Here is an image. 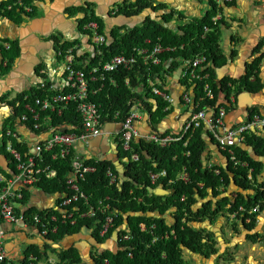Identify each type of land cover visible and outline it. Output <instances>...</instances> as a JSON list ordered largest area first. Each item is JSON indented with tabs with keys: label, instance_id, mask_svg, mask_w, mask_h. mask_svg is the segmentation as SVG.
Returning <instances> with one entry per match:
<instances>
[{
	"label": "trees",
	"instance_id": "trees-1",
	"mask_svg": "<svg viewBox=\"0 0 264 264\" xmlns=\"http://www.w3.org/2000/svg\"><path fill=\"white\" fill-rule=\"evenodd\" d=\"M37 1L40 0H11L2 3L1 7L11 5L7 17L16 16L21 18L22 15L30 16V13L24 11V7L31 6ZM137 4V9L132 10L129 14L138 15L147 8L157 9L152 6L151 0H137ZM208 4L209 10L201 19L179 26L176 31L150 19L133 28H115L110 33L111 41L102 45L100 56L95 54L90 59V64L85 67L76 65V67L87 71L92 65H96L98 62L105 63L115 55L128 56L133 54L137 56L136 50H151L155 46H160L163 49L159 55V65H145L138 56L137 62L132 67H120L113 72L105 73L102 88L95 95H90L89 98L97 104L99 112L106 123L122 122L134 103L138 104V108L143 107L147 110L152 124H156L167 116L171 109L169 108L166 111L167 104L160 97L153 95L148 80L153 81L156 87L159 88V72L164 70L168 61H170V66L167 70L174 71L185 64L188 65L196 56L206 58V63L198 70V74L202 79H193L190 82L195 87V98L200 97V100H196L199 103L194 111L211 108L213 114L217 115L218 108H225L224 105L217 106L219 94H223L229 102L232 93L238 94L244 91L256 93L262 89L258 72L259 63L264 59V54L247 66L246 73L241 78L236 80L224 77L216 82L215 69L226 63V58L219 44L224 23L222 20L215 23L212 21L217 13L216 2L208 0ZM162 7L160 5L158 9ZM83 10L84 8L72 9L71 14L84 13ZM170 18L172 16L166 19ZM89 22H96L98 33H104L102 19L97 17L92 10L90 12L85 11L84 17L77 20L80 29ZM204 27L208 29L206 33H204ZM263 44V41H260L258 49ZM72 46H74L73 43L72 45L70 43L64 44L59 49L61 57H64L66 50ZM17 53V44L15 42L10 43V49L5 54L8 57L7 67L10 66L9 64ZM126 80L128 83H126ZM186 80L187 78L184 79V81ZM110 81H114L116 87L111 86ZM205 83L209 85L213 93L212 100L204 96L203 85ZM98 85V82L94 83L95 87ZM140 88L144 91L145 97L138 91ZM54 93L33 89L27 94L26 103L39 112V118H51L54 125L65 123L78 127L80 116L76 112L74 103L64 107L59 106L60 113L57 110L39 111V108L35 106L36 99H44ZM147 99H153L156 102L155 109ZM19 101L21 108L15 109V114L24 111L27 118H32V115L23 107L22 98H19ZM255 114H258V111L253 109L250 117ZM241 144L250 146L256 151L260 148L257 151L258 155L264 153V139L250 132L244 133ZM14 145L20 152L25 150L24 146L22 147L18 143H14ZM204 147L201 127L190 134L186 146H183V141L175 142L169 147H160V145L147 140H134L131 143L132 152L137 153L139 159L137 162L123 163V176L126 179L125 181H122V179L121 181L117 180V183L120 181L118 185L117 183L114 185L108 184V178L105 175L106 169L111 168L118 174L109 162L89 161L95 167V171L86 174L78 185L80 191L89 198L88 204H85L83 199L73 203L72 206L79 208V211L74 213V224H71L70 220L63 223H60L61 221L57 222L55 224L57 227L56 232H49L48 239L57 242L65 235L75 233L82 226H92L94 227V238L99 243H103L112 236L113 232H117L119 250L115 254L111 252L100 254L97 257L99 264H187L182 258V252L185 249L204 258L215 255L218 249L214 235L203 228L195 227L194 223L200 224L206 220L213 223L219 217L234 215V218L242 220V224L246 229H252L257 223L259 214L264 211V178L263 182H257L261 164L250 158L248 153L238 144L232 148L235 160L238 162L237 165H234L229 160V154L223 151L228 160L225 170H221L219 175H215L212 170H204L201 163ZM186 152H189L188 156L185 155ZM44 155L46 160L51 162V167L56 170V177L53 179L40 178L33 186L40 187L50 194L69 195L71 192L68 189L66 180L68 173L71 171L72 155L69 154L55 161H50L51 154L46 153ZM123 155L130 158L129 153H123ZM154 162L158 164L155 168L153 166ZM183 168L187 171L189 178L186 183L175 180L176 174ZM155 169H166L167 178H161L160 180L162 186L172 191V195L163 197H150L148 195L147 188L150 187L148 172H154ZM228 173L233 176L235 185L242 190H252V196L244 197L241 194H236L232 201L224 197L217 202L216 206H213L209 201L204 203L201 208L193 211L192 206L196 202L194 198L196 194L204 199L207 196L206 189L212 190L213 197L220 194L218 192L219 187H222L223 192L226 191L230 181ZM167 179H174V183L168 185ZM198 183L203 184L201 189L197 186ZM22 192L25 202L28 197L25 189ZM182 195L184 196L183 201L181 200ZM99 201H101L100 204ZM106 204L109 205V209L102 212L101 207ZM228 204L230 207L225 208ZM89 207L94 209L95 215L91 218L80 216V213H86ZM240 207L242 208L241 211L239 210ZM256 207L257 210L253 211ZM68 209L70 210L71 207H68ZM171 209L175 210L173 214L175 220L173 225L169 226L162 216ZM109 211L114 214L113 223L101 235ZM29 212L33 213L36 210L30 208ZM129 213L139 215L128 217L127 228L124 229V216ZM148 213L152 215L156 213L158 217L147 216ZM246 219H249L248 223L245 222ZM140 225L144 226V231L141 230ZM235 226L236 223L231 224L232 228H235ZM124 235L128 236L127 240H122ZM153 239L156 240L153 242ZM30 255L33 259L30 258ZM44 257L36 247H28L21 264H39L44 259V264H78L80 262L79 255L73 250L59 253L54 263L48 262L46 252ZM222 257L224 261H229L226 253Z\"/></svg>",
	"mask_w": 264,
	"mask_h": 264
},
{
	"label": "crops",
	"instance_id": "crops-1",
	"mask_svg": "<svg viewBox=\"0 0 264 264\" xmlns=\"http://www.w3.org/2000/svg\"><path fill=\"white\" fill-rule=\"evenodd\" d=\"M8 1L11 0H0V136L2 137L0 143V176L3 179L1 183H4V186L12 178L14 170V166L11 164V154L7 151L9 143L16 148L14 143L21 144V140H26L29 143V140L35 141L38 138V135L33 136L29 134L24 129V125L20 123L19 118L24 115V111L15 114V109L21 108L19 98H22V105L26 108L29 105L26 103L27 94L33 89H38L42 80L47 79L53 82L56 90L62 89L63 85H65L66 76L63 72L65 59L61 57L59 49L66 43H70L71 45L73 43L75 48L73 53L74 67L82 69L76 67V65L85 67L90 64V61L88 64H85L84 61L91 59L95 54L97 55L96 45L93 42L96 33L104 36L106 42H108V35L115 28H129L127 25L131 24V22L133 23L132 27L138 26L146 17H150L151 21L163 23L162 17L164 14V11H152L150 8H147L140 15L136 16V20L133 21L131 20L133 18L132 16L114 13L115 8H120L122 4L130 0H40L34 2L31 6L24 7V11L25 8L30 10L29 12L25 11L30 13V16L22 15L21 18H17L16 16L7 17V12L11 9L6 11L5 6L1 7L2 3ZM152 1L154 5H163L165 6V11H173L174 15H177L169 23V26L172 25L174 29L201 19L209 10L208 0ZM77 8H84L82 11L84 13L80 12L72 15L71 10ZM91 10L97 17L102 19L104 25L103 34L98 33V25L96 22H89L83 25V29L86 27L89 28L83 30L82 34L75 31V27L78 26L77 20L84 17L85 11L90 12ZM218 11L215 16L219 14L224 23L219 44L226 58V63L215 69V79L216 82H219L224 77L237 80L246 73L249 64H252L256 58L264 54V44L258 49L260 41L264 43V0H232L231 2H223L220 4ZM91 25L97 26L96 31L90 27ZM13 42L18 46V53L9 64L10 66L7 67L8 57L5 54L9 50L5 51L3 44L8 43L10 49V43ZM139 50H136V52L138 53ZM169 66L170 61L167 62L164 70L159 72V88H157L166 92L171 98L172 102L169 105L167 104L168 107L166 109L167 111L170 108V113L156 124H152L147 110L143 109V107L138 108L135 106L138 113V119L134 122V128L138 132L136 141L147 140V137L153 134L178 136L183 124L193 111L195 87L190 84L191 80L184 81L180 76L181 67L170 71L167 70ZM258 78L262 84V89L256 93L246 91L238 94L232 93L229 102L223 94H219L217 106L224 105L225 107L226 112L223 122L226 128L244 125L253 116L264 118V59L259 63ZM138 91L144 97L146 96L141 88ZM184 94L190 96V102L184 101ZM147 101L155 109L156 102L153 99H147ZM253 109L257 110L258 114L250 117ZM206 114L207 118H211L210 111H207ZM68 126L70 125H67L66 129H71ZM120 128L119 123H107L103 127L102 136L91 138L87 143H78L75 145L74 150L78 152L79 156H84L83 158L91 162H95L96 160L109 162L118 173L119 169L123 170V163L125 162L123 160L124 155L117 146V134ZM8 130L17 133V139L11 138L12 136L8 137L6 134ZM218 132H221V130H218ZM249 132L264 139V127L262 126L256 125L254 128H250ZM201 134L205 143L201 158L202 167L204 170H213L215 175H219L221 170H225L227 167L228 160L223 150L218 147L213 133L206 125L201 127ZM171 145L173 143L160 147H169ZM238 145L248 153L250 158L261 164L257 182H263L264 153L258 155L257 151L260 148L256 151L250 146L248 147L241 143H238ZM156 162L153 163L154 168L158 166ZM155 170L154 172L166 171V169ZM215 171H218V173H215ZM182 172L187 174V171L183 168L176 174L175 180ZM228 176L230 180L229 187L225 192L222 191V187H219L218 192L220 194L218 193V196L213 197L211 189L205 190L207 196L204 199H201L196 194L194 196L196 202L192 206L193 211L201 208L204 203L209 201L213 206H216L217 202L224 197L232 201L236 194H241L244 197L252 196V190H242L235 185L233 176L229 173ZM160 179L154 184L149 181L150 187L147 188V192L150 197H163L173 194L172 191L162 186ZM198 184V187L201 189L203 184ZM17 187L22 190L25 189L28 197L25 203L29 209L33 208L36 211L54 215L60 212L55 206L59 198L58 194L47 193L42 188L36 186L22 187L20 184H16L15 188ZM229 207L228 204L225 208ZM254 209L257 210V207ZM174 212L175 210L171 209L162 216L169 226L174 223ZM138 215L126 214L124 216L123 228H127L126 219L128 217ZM147 216L157 217L158 215L156 213L153 215L148 213ZM232 217L233 215H228V217L217 218L213 223L206 220L200 224H193L197 228H203L211 232L217 241L216 247L218 249V252L215 254L216 256L214 257L212 255L209 258L201 257L185 249L186 252L191 254L194 264H222L224 260L222 256L226 252H235V248H231L233 251L229 248L230 246H234L236 241L235 237H232L231 242L224 238V234H234V230L231 231V229L228 233H226V230L224 232V224H227L226 220H229L231 224L234 222L235 218ZM93 228L92 226H82L75 233L65 235L61 240L55 242L41 237L37 233L38 227L31 223L24 224V222L20 221L6 223L0 221V243L6 255L5 263L21 264L28 247H36L43 254V257L45 252L46 254L50 252L51 256L56 257L61 252L73 250L79 255L80 262L78 264H97V257L100 254L104 252L115 254L119 248L117 241L112 236L103 243H99L93 236ZM254 229L257 232L264 231V211L259 214ZM256 246L259 247L257 249V255H253L251 250H254ZM25 248L26 250L23 253ZM241 250H239V253H233L232 256L234 258H228L229 261L225 263L242 264L241 260H243L244 253ZM245 253V260L255 261L258 257L263 258L264 243L250 246ZM44 261H41L39 264H44ZM55 261L48 257V262L54 263ZM246 263L249 264L248 261Z\"/></svg>",
	"mask_w": 264,
	"mask_h": 264
},
{
	"label": "built area",
	"instance_id": "built-area-1",
	"mask_svg": "<svg viewBox=\"0 0 264 264\" xmlns=\"http://www.w3.org/2000/svg\"><path fill=\"white\" fill-rule=\"evenodd\" d=\"M232 0H217L218 7L223 2H231ZM21 5L20 2H18ZM6 10H10L11 6H5ZM25 11L29 12L28 8ZM220 15L214 16L212 21L215 23L220 20ZM96 31L97 26H90ZM86 27L83 30L88 29ZM208 29L204 28V33ZM93 42L96 45L97 55H101V47L106 43V38L100 36L97 33L93 38ZM4 50H9V44H3ZM75 51L74 46L69 47L64 55V68L63 72L65 74V85L62 89L56 90L53 86V82L50 80H42L39 84L38 89L46 90L47 92H55L52 95L46 96L44 99H36L35 106L39 108V111H53L57 110L60 113L59 106H66L70 103L75 104L76 112L80 116L79 126L75 127L72 124L61 123L59 125H54L51 118H39V112L36 111L31 106H27L25 109L32 115V118H27L26 115H22L19 118L20 123L24 125V129L33 136L38 138L35 141L21 140L22 146H24V151L20 152L17 148H14L11 143L7 146V151L11 154V164L14 166V172L12 178L7 181V185L1 183L3 180L0 176V221L6 223H16L24 222L31 223L38 227L37 233L41 237L48 238V233H55L57 227L55 224L59 221L60 223L70 220L71 224H74L75 218L74 213L79 211V208L72 206L73 203L77 202L79 199H83L85 204H88V197L80 191L79 183L82 181L86 174L95 171L93 164H90L88 159L79 156L76 152L75 145L78 143H87L91 138L100 137L103 135V127L107 124L104 118L101 116L98 106L96 103L92 102L89 98L90 95H95L98 90L103 86L102 82L105 81V73L113 72L120 67L130 68L137 62L140 58L143 60L145 65H159L160 59L159 55L163 51L160 46H155L151 50H139L136 52L137 56L131 55H115L110 58L109 61L105 63L98 62L95 66L90 67L87 71L84 69H77L73 64V53ZM61 54V53H60ZM206 63V58L204 56H196L190 63L185 64L181 67V77L187 80L198 79L201 80L202 77L198 74L199 68L203 67ZM98 82L97 87L94 83ZM149 87L153 95L160 97L166 104H171L172 100L166 92L159 90L151 80H148ZM126 83L128 81L126 80ZM110 85L116 87L114 81H110ZM204 96L209 100L213 99V93L207 83L203 85ZM200 97L195 98L193 101V111L189 115V118L183 124L181 131L178 136H161L159 134H153L147 137V141L155 143L160 146H166L175 142L183 141V146L187 145L189 136L194 130L206 125L209 130L213 133V137L218 145V147L226 151L229 154V160L237 165L238 162L235 160V154L233 153V147L243 140L244 133L249 132L250 128H254L256 125L264 127V118L259 116H253L246 124L231 128H226L224 126L223 118L225 116V108L220 107L217 110V115L213 114L211 108H206L198 111H194L195 107L198 105ZM190 96L184 94V101L190 102ZM138 104L134 103L130 109L128 115L119 123L120 131L117 134V146H120L122 153H129L130 158H125V162H137L139 157L137 153L132 152L131 143L138 138V132L134 128V122L138 119V113L136 107ZM167 109V108H166ZM211 112V118H207L206 112ZM67 125H70L71 129L67 130ZM221 130V132H218ZM7 136L17 139V133H13L10 130L7 131ZM6 148V146L4 145ZM49 153L50 161L62 159L69 154L72 155L70 168L71 171L68 173L66 184L69 191L68 194H58L59 198L55 204L56 209L60 211L58 215L45 214L42 211L29 212L28 205L23 200L22 189L18 187L15 188L16 184H20L22 187L33 186L40 178L53 179L56 177V170L51 167V162L46 160L44 154ZM186 156L189 152L185 153ZM97 162V160L95 161ZM124 162V164H125ZM213 171V170H212ZM218 173V171H215ZM105 175L108 178V184L114 185L117 180L121 181L119 174H116L111 168H107ZM149 181L154 184L160 178H167L166 171L161 172H148ZM176 180H180L184 183L187 182V174L185 172L180 173ZM120 181L117 183L120 184ZM168 185L173 184L174 180L169 179L167 181ZM199 184H197L198 186ZM107 199V198H106ZM181 200H184V196H181ZM15 203L16 206H13ZM101 201H99V204ZM68 207H71L69 210ZM109 209V205H103L101 207L102 212H106ZM241 211L242 208L240 207ZM253 211H256L253 209ZM28 212V213H27ZM95 211L93 208L89 207L86 213H80V216L93 217ZM234 216V215H233ZM114 214L109 211L107 217L105 218V224H103V229L101 230V235H103L113 223ZM142 231H144V226L140 225ZM153 229V227H151ZM128 236L124 235L122 240H127ZM156 239H153V242ZM32 258V256L30 257ZM33 259V258H32ZM6 255L3 251L2 244L0 243V263L5 262Z\"/></svg>",
	"mask_w": 264,
	"mask_h": 264
},
{
	"label": "flooded vegetation",
	"instance_id": "flooded-vegetation-1",
	"mask_svg": "<svg viewBox=\"0 0 264 264\" xmlns=\"http://www.w3.org/2000/svg\"><path fill=\"white\" fill-rule=\"evenodd\" d=\"M152 1V0H151ZM152 6L154 7V8H157V9H155V10H153V9H151L152 11H164V14H163V17H162V19H163V23L162 22H157V21H155L156 23H158V24H160V25H162V26H164V27H166V28H169V29H173V30H175L176 31V29H174L173 27H172V25H170L169 26V23H170V21H171V19L174 17V16H177L176 14L174 15V12L172 11V12H167V11H165L166 9H165V6H163L162 8H159L158 9V6H160V5H154L153 4V1H152ZM137 7H138V4H137V0H134V1H128V2H125L124 4H122L121 6H120V8H115V11H114V13H121V14H125V15H127V16H132V17H136V16H138V15H140V14H138V15H131V14H129V13H131L132 12V10H135V9H137ZM169 16H172V18H170V19H166V18H169ZM147 19H151L150 17H146L145 18V20H147ZM145 20L144 21H142L141 22V24L143 23V22H145ZM168 23V24H167ZM141 24H139L138 26H140ZM122 32H124V31H122ZM233 218V217H232ZM258 221V220H257ZM245 222L246 223H248L249 222V219H246L245 220ZM234 223H236V226H235V228H232V227H230V229H231V231L232 230H234V235L235 236H237V235H241V234H243V238L244 239H241L240 241H235V244H234V248H235V252L236 253H239V250L240 249H243V248H240L241 246H242V244L244 243V242H249L250 243V246H253V245H255V244H260V243H264V231L263 232H257L254 228H255V226L252 228V229H246L245 228V226L242 224V220L241 219H237V218H235L234 219V222L232 223V224H234ZM229 242H231V241H229ZM259 247H260V245H258ZM259 247H257V248H259ZM233 251V250H232ZM234 251H233V253L234 254H236ZM233 253H228V252H226V255H227V257L228 258H230V259H232V258H234L232 255H233ZM229 255V256H228ZM245 255L243 254V260H241L242 261V264H244V260H245ZM226 261H222V263H225ZM249 264H252V263H254V264H264V257L263 258H260V257H258L257 259H255V261L253 260V261H249L248 262Z\"/></svg>",
	"mask_w": 264,
	"mask_h": 264
},
{
	"label": "rangeland",
	"instance_id": "rangeland-1",
	"mask_svg": "<svg viewBox=\"0 0 264 264\" xmlns=\"http://www.w3.org/2000/svg\"><path fill=\"white\" fill-rule=\"evenodd\" d=\"M75 31L76 32H79V33H81L82 34V32H83V27L80 29L79 28V26H76L75 27ZM89 61H90V59L89 60H85L84 62H85V64H88L89 63ZM61 63H63V61H61ZM2 139V137L0 136V143H1V140ZM5 151V150H4ZM82 157H84V156H82ZM123 160L125 161V159L123 158ZM127 163V161L125 162V164ZM12 205L13 206H16V204L15 203H12ZM226 223L227 224H224L225 226H224V232H225V230H226V233H228L229 231H230V225H231V222L229 221V220H226ZM236 235V234H235ZM233 233L232 234H224V238H225V240H227V241H231L232 240V237L234 236L235 237V239H236V241L238 242V241H240L241 239H244L243 238V234H241V235H237V236H235ZM235 244V243H234ZM249 247H250V243L249 242H244L243 244H242V246L240 247V248H243L242 250H241V252L242 253H244V255L246 256V253H245V251H247V249H249ZM230 248V250L232 251V249L234 248V246H230L229 247ZM232 248V249H231ZM257 246L255 247V249L254 250H251V253L253 254V255H257ZM26 250V248L23 250V253H24V251ZM248 253H249V251H248ZM47 256L51 259V260H53V261H55L56 260V257L55 256H51V253L50 252H48L47 253ZM182 258H183V260L187 263V264H194V260H193V258H192V256H191V254H189L188 252H186L185 250L182 252ZM245 258V257H244ZM249 262L250 260H244V264H247L246 262ZM222 264H226V263H222Z\"/></svg>",
	"mask_w": 264,
	"mask_h": 264
},
{
	"label": "water",
	"instance_id": "water-1",
	"mask_svg": "<svg viewBox=\"0 0 264 264\" xmlns=\"http://www.w3.org/2000/svg\"><path fill=\"white\" fill-rule=\"evenodd\" d=\"M131 20H136V18L135 17H133ZM132 25H133V23L131 22V24H128L127 26L129 27V28H133L132 27ZM108 39H109V41H111V36L110 35H108ZM118 173H119V176H120V178L122 179V181H125V177L123 176V170L122 169H119L118 170ZM158 217V216H157ZM126 222H127V219H126ZM112 238L113 239H115L116 241L118 240V233L117 232H115L114 234H112ZM214 257L216 256V255H213Z\"/></svg>",
	"mask_w": 264,
	"mask_h": 264
},
{
	"label": "clouds",
	"instance_id": "clouds-1",
	"mask_svg": "<svg viewBox=\"0 0 264 264\" xmlns=\"http://www.w3.org/2000/svg\"><path fill=\"white\" fill-rule=\"evenodd\" d=\"M215 2H216L217 13H218V12H219L218 9L220 8V6L218 7V5H217V0H216ZM220 20H221V18H220Z\"/></svg>",
	"mask_w": 264,
	"mask_h": 264
}]
</instances>
